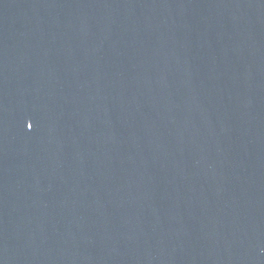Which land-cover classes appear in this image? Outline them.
Listing matches in <instances>:
<instances>
[{"label": "water", "instance_id": "95a60500", "mask_svg": "<svg viewBox=\"0 0 264 264\" xmlns=\"http://www.w3.org/2000/svg\"><path fill=\"white\" fill-rule=\"evenodd\" d=\"M0 264H264V0H0Z\"/></svg>", "mask_w": 264, "mask_h": 264}, {"label": "snow or ice", "instance_id": "6c2138e0", "mask_svg": "<svg viewBox=\"0 0 264 264\" xmlns=\"http://www.w3.org/2000/svg\"><path fill=\"white\" fill-rule=\"evenodd\" d=\"M29 127H31V125H29Z\"/></svg>", "mask_w": 264, "mask_h": 264}]
</instances>
